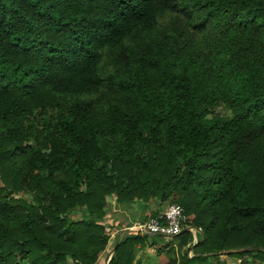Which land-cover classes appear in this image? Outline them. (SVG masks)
<instances>
[{
    "label": "trees",
    "instance_id": "16d2710c",
    "mask_svg": "<svg viewBox=\"0 0 264 264\" xmlns=\"http://www.w3.org/2000/svg\"><path fill=\"white\" fill-rule=\"evenodd\" d=\"M108 198L183 207L166 264L264 261V0H0V264L169 245Z\"/></svg>",
    "mask_w": 264,
    "mask_h": 264
},
{
    "label": "rangeland",
    "instance_id": "374dc122",
    "mask_svg": "<svg viewBox=\"0 0 264 264\" xmlns=\"http://www.w3.org/2000/svg\"><path fill=\"white\" fill-rule=\"evenodd\" d=\"M108 202H109L108 204V211H109L110 210L109 206L113 204V201L110 198H108ZM142 212L143 211L141 205L139 203H134L130 205V207L127 210H121L120 208H118V211L115 214L120 213L119 214L120 216L121 213L128 214V216L131 218L130 220H132L131 224L133 225L134 222H141ZM187 222L189 224V219ZM188 230L192 232L193 240H194L193 242H195L200 234V229H196L190 224V228ZM113 236L114 233H111L109 241L113 240ZM173 239L174 237L170 238V241H168V239L164 240L167 243L169 242V245L164 244L163 240L161 239H157V242H155V244L149 241L146 244V247L137 250V254L139 255L137 257L136 254V258L140 261L141 264H166V262H168L169 260L179 259V258L181 259L184 256V252L186 248H183L182 250H178L176 247L177 240L176 239L173 240ZM187 246H189V244ZM191 255L194 256L196 255V253L194 251H191ZM107 259L109 260L110 256H108ZM107 259H105V252H103L100 255V258L98 259L96 264H107L106 263ZM243 259H245V263H242ZM243 259L238 257H230L228 256L227 253L220 252L216 255H211L208 260L210 264H264V261L254 260L253 257L251 256L244 257ZM68 261L70 262V260Z\"/></svg>",
    "mask_w": 264,
    "mask_h": 264
},
{
    "label": "built area",
    "instance_id": "2783aa9c",
    "mask_svg": "<svg viewBox=\"0 0 264 264\" xmlns=\"http://www.w3.org/2000/svg\"><path fill=\"white\" fill-rule=\"evenodd\" d=\"M188 216L178 203L164 206L162 211L143 222H135L130 229H136L142 234L161 235L170 239L188 227Z\"/></svg>",
    "mask_w": 264,
    "mask_h": 264
},
{
    "label": "crops",
    "instance_id": "0c3cea01",
    "mask_svg": "<svg viewBox=\"0 0 264 264\" xmlns=\"http://www.w3.org/2000/svg\"><path fill=\"white\" fill-rule=\"evenodd\" d=\"M111 210H110V213H112V214H114V213H116L117 211H118V206L116 205V204H111ZM125 215V217H127V219H131L129 216H128V214H123V216ZM122 216V217H123ZM124 218V217H123ZM188 219H190L189 217H188ZM135 223V222H134ZM190 228V226H188L185 230H188ZM164 240H166V239H164ZM168 241H170V239H168ZM167 243V242H166ZM138 255L139 254H137V257H138Z\"/></svg>",
    "mask_w": 264,
    "mask_h": 264
}]
</instances>
